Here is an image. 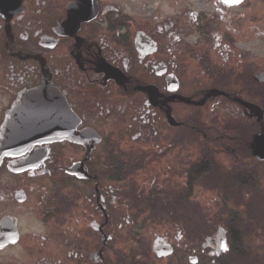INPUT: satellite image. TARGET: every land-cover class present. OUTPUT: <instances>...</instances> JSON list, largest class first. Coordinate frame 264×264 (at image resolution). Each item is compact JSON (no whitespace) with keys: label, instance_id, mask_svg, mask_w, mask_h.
Listing matches in <instances>:
<instances>
[{"label":"flooded vegetation","instance_id":"obj_1","mask_svg":"<svg viewBox=\"0 0 264 264\" xmlns=\"http://www.w3.org/2000/svg\"><path fill=\"white\" fill-rule=\"evenodd\" d=\"M136 2L0 0V140L48 82L82 140L0 152V264H264V0Z\"/></svg>","mask_w":264,"mask_h":264},{"label":"water","instance_id":"obj_2","mask_svg":"<svg viewBox=\"0 0 264 264\" xmlns=\"http://www.w3.org/2000/svg\"><path fill=\"white\" fill-rule=\"evenodd\" d=\"M258 80L264 81V74ZM141 90L147 92L152 100L155 99V96H157L156 92H158L156 87H148ZM213 95L223 96L225 94L215 91ZM23 99L22 114H25L26 117H19L21 113H18V111L16 112L18 114L12 113L10 115L1 135L0 152L2 155H13L14 152L16 156H19L28 147L38 143L51 144L66 140L82 142V140L77 139L76 130L80 123L78 118L69 107L63 94L52 87L50 82L41 88L26 93ZM181 100L192 104L188 99ZM245 106L253 112L260 111L263 113V110L256 105L245 104ZM261 118L262 115L260 116ZM169 120L170 125H176L170 115ZM16 127H20L21 131L17 130ZM80 137L86 138L87 134H82ZM263 143L264 135L262 138L257 139V147L261 148L259 146H262ZM13 224H15V221H13ZM7 225L9 227V220L7 221ZM12 237L13 239H17L16 229L15 231L12 230Z\"/></svg>","mask_w":264,"mask_h":264},{"label":"rangeland","instance_id":"obj_3","mask_svg":"<svg viewBox=\"0 0 264 264\" xmlns=\"http://www.w3.org/2000/svg\"><path fill=\"white\" fill-rule=\"evenodd\" d=\"M137 4L136 0H123V15L125 16H130V21L133 22L135 24V27L133 28V31H135L136 29V22H137V6L135 5ZM119 8V7H117ZM198 8V7H197ZM38 232L39 229L36 230H26L23 231L24 233H29V232Z\"/></svg>","mask_w":264,"mask_h":264},{"label":"trees","instance_id":"obj_4","mask_svg":"<svg viewBox=\"0 0 264 264\" xmlns=\"http://www.w3.org/2000/svg\"><path fill=\"white\" fill-rule=\"evenodd\" d=\"M195 142V140L193 139V143ZM196 142H197V140H196Z\"/></svg>","mask_w":264,"mask_h":264}]
</instances>
